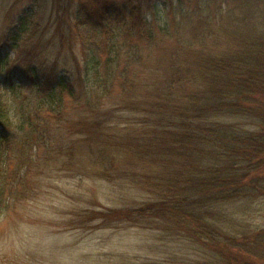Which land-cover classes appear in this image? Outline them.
I'll return each mask as SVG.
<instances>
[{
  "label": "trees",
  "instance_id": "1",
  "mask_svg": "<svg viewBox=\"0 0 264 264\" xmlns=\"http://www.w3.org/2000/svg\"><path fill=\"white\" fill-rule=\"evenodd\" d=\"M49 1L50 38L65 17L85 15L98 50L83 75L78 60L74 75L57 55L51 67L30 60L8 74L44 89L56 111L63 95L74 100L80 138L60 148L64 165L77 152L87 163L74 161L70 171L146 194L125 208L92 211L89 220L146 223L193 247L198 258L187 264H264V222L247 220V208L264 201V0ZM16 28L10 47L17 49L34 26L20 19ZM11 109L0 96V147L13 141L14 126L17 139L50 145L48 123L20 111L15 118Z\"/></svg>",
  "mask_w": 264,
  "mask_h": 264
},
{
  "label": "rangeland",
  "instance_id": "2",
  "mask_svg": "<svg viewBox=\"0 0 264 264\" xmlns=\"http://www.w3.org/2000/svg\"><path fill=\"white\" fill-rule=\"evenodd\" d=\"M50 7L49 0H0V51L6 52L7 62L0 74L1 100L11 104L10 114L15 118L20 111L31 113L36 125L48 123L51 139L48 146L26 143L16 138L21 130L14 126L10 127L13 141L10 138V145L0 147L4 151L0 159V264H187L198 258L183 240L169 238L146 223L135 225L125 219L103 223L86 216L103 206L128 207L146 194L130 188L132 184L126 181L109 182L70 171L75 169L74 161L87 163L77 158V152L73 162L64 165L68 152L60 148L80 138L73 134L78 118L74 100L63 95L62 108L56 111L44 89L38 92L25 78L18 82L14 74H8L9 69L25 68L30 60L40 68L51 67L56 55L57 65H66L74 75L78 60L84 74V60L98 50L96 26L85 15L80 21L65 17L63 31H55L56 37L50 38L54 31V26L48 27L54 21ZM20 19L34 26V36L28 40L29 31L21 33L16 49L10 44ZM2 165L7 167L6 175ZM247 214L254 225L264 222V201L247 208Z\"/></svg>",
  "mask_w": 264,
  "mask_h": 264
}]
</instances>
